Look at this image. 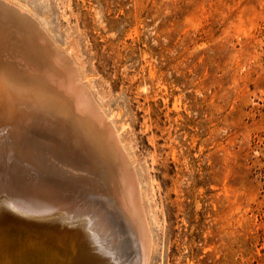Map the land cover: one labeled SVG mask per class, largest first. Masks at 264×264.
<instances>
[{
    "label": "rangeland",
    "instance_id": "374dc122",
    "mask_svg": "<svg viewBox=\"0 0 264 264\" xmlns=\"http://www.w3.org/2000/svg\"><path fill=\"white\" fill-rule=\"evenodd\" d=\"M1 1L69 55L110 117L147 264H264V0Z\"/></svg>",
    "mask_w": 264,
    "mask_h": 264
},
{
    "label": "bare ground",
    "instance_id": "6f19581e",
    "mask_svg": "<svg viewBox=\"0 0 264 264\" xmlns=\"http://www.w3.org/2000/svg\"><path fill=\"white\" fill-rule=\"evenodd\" d=\"M32 19L0 2V264H128L131 239L147 264L119 134Z\"/></svg>",
    "mask_w": 264,
    "mask_h": 264
},
{
    "label": "water",
    "instance_id": "95a60500",
    "mask_svg": "<svg viewBox=\"0 0 264 264\" xmlns=\"http://www.w3.org/2000/svg\"><path fill=\"white\" fill-rule=\"evenodd\" d=\"M0 2L3 3V4H7V3H5V2H3V1H1V0H0ZM27 16H28V15H27ZM29 18H30V17H29ZM31 19H32V18H31ZM51 45H52V44H51ZM52 46H53V45H52ZM53 48H55V47L53 46ZM55 49H56V48H55Z\"/></svg>",
    "mask_w": 264,
    "mask_h": 264
}]
</instances>
